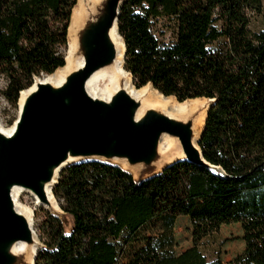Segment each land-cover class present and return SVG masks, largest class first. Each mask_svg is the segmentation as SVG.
Listing matches in <instances>:
<instances>
[{
	"label": "trees",
	"instance_id": "obj_1",
	"mask_svg": "<svg viewBox=\"0 0 264 264\" xmlns=\"http://www.w3.org/2000/svg\"><path fill=\"white\" fill-rule=\"evenodd\" d=\"M76 0H0V78L10 104L35 77L64 67L67 29ZM264 0H127L117 32L124 70L140 89L177 103L214 100L198 147L220 174L187 162L134 182L98 162L64 169L52 190L70 223L51 217L35 264H117L123 246L147 224L160 232L145 241L140 264L208 262L199 241L220 226H241L243 251L227 264H264V29L252 32ZM175 24L161 44L151 20ZM191 221L192 247L171 253L178 218Z\"/></svg>",
	"mask_w": 264,
	"mask_h": 264
},
{
	"label": "water",
	"instance_id": "obj_2",
	"mask_svg": "<svg viewBox=\"0 0 264 264\" xmlns=\"http://www.w3.org/2000/svg\"><path fill=\"white\" fill-rule=\"evenodd\" d=\"M126 2L99 0L87 8L76 31V56L82 60V68L72 71L58 87L36 84L34 79L35 89L27 94L13 133L7 137L0 132V264H25L24 256L12 253L18 243L38 247L26 219L16 211L15 189L31 194L39 205L53 211L46 188L51 186L52 193L60 173L79 164L98 162L119 168L122 163L137 170L139 178L134 182L151 179L181 162L221 173L219 168L205 163L198 147L205 119L195 148L191 118L172 119L151 107L137 117L141 103L123 91L108 102L93 99L85 92L91 75L114 64L116 53L110 31L115 28L117 32L119 11ZM71 24L70 19L68 29ZM125 51L124 48L123 60ZM205 102L206 118L214 100ZM165 136L178 141L183 153L181 160L167 163L172 153L159 152ZM158 166L162 167L159 174L143 178ZM36 255L37 252L33 264Z\"/></svg>",
	"mask_w": 264,
	"mask_h": 264
},
{
	"label": "bare ground",
	"instance_id": "obj_3",
	"mask_svg": "<svg viewBox=\"0 0 264 264\" xmlns=\"http://www.w3.org/2000/svg\"><path fill=\"white\" fill-rule=\"evenodd\" d=\"M97 1L99 0H76L77 4L71 12L72 24L67 31L68 34L66 47L68 48V51L64 60L65 65L64 67L57 69V71H55L53 74L46 76L42 80L34 78L36 84L48 83L53 87H58L64 82L65 77L72 73V71L82 68V60L76 56V31L81 20L85 16L87 8H89L91 5H95ZM110 32V41L115 48L116 53L114 64L111 67L105 68L91 75L90 79L86 83L85 92L93 99L100 100L102 102H108L115 94L119 93V91H123L127 93L131 99L141 103L142 108L137 113V117L142 114L143 109L151 107L159 110L164 115L166 114L172 119L180 120L191 118L193 123V144L195 148H198L196 142L204 126V119L207 109L205 100L195 99L194 101H185L179 104L171 97H163L157 91L151 89L150 86H145L140 89L133 88L131 84V78L124 70L123 53L125 47L123 46V41L119 33L116 32L115 28ZM34 89L35 86H32L27 91L20 93L18 100V110L21 109L27 94ZM13 129L14 126L9 130H5L0 126V132L7 137L13 133ZM159 152H161L162 155H166V153H172L171 157L168 158L167 163L177 159L181 160L183 158V153L180 150L178 141L168 136L163 137L160 141ZM118 167L130 173L134 180L139 178L137 170H130L122 163H120ZM161 170L162 167L158 166V168H156L150 175H145L143 178L146 179L153 174H159ZM22 193L23 191L20 189H15L13 193V200L16 202V211L26 219L29 227L31 228V210L24 208L17 201ZM46 197L50 206L49 208L54 210L56 208V204L52 200L51 186L46 188ZM36 204H38V202H36ZM38 249L39 247H37V244H34L31 247H26L24 244L18 243L13 246L12 253L14 255L24 256L25 264H33L32 260Z\"/></svg>",
	"mask_w": 264,
	"mask_h": 264
},
{
	"label": "rangeland",
	"instance_id": "obj_4",
	"mask_svg": "<svg viewBox=\"0 0 264 264\" xmlns=\"http://www.w3.org/2000/svg\"><path fill=\"white\" fill-rule=\"evenodd\" d=\"M151 31L153 32L156 39L161 44L171 43L175 36V24L173 21L167 19H153L150 22ZM249 28L252 32H258L264 29V6L260 16H254L251 21ZM68 48L64 51L65 57ZM128 74V73H127ZM129 76V74H128ZM46 76L42 75L35 77L37 79H44ZM130 77V76H129ZM131 78V84L135 87V81ZM6 87V81L0 78V126L5 130L13 128L14 123L19 117L18 102L10 104L6 101L2 95ZM52 200L56 204V208L53 211H49L42 205L36 204L35 198L26 192H23L17 201L24 208L31 210L32 222L31 231L38 243V252H40L46 242L44 227L49 220L53 217L52 214L58 216V219L64 220L70 223L68 218L60 209L61 202L56 200L52 194ZM173 247L171 253L173 255H179L184 250L192 247V231L193 227L191 221L187 217L178 218L173 226ZM160 232V227L156 222L147 224L138 232L135 240L129 243V245L123 246V249L118 257L117 264H140L139 258H141V249L145 248V241L153 239ZM242 230L238 224H229V226H220L219 230L213 234L203 238L199 241L198 250L201 252L204 258L208 262L214 260H220L222 263L227 264L239 255L244 249V243L241 241Z\"/></svg>",
	"mask_w": 264,
	"mask_h": 264
}]
</instances>
